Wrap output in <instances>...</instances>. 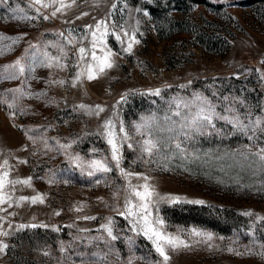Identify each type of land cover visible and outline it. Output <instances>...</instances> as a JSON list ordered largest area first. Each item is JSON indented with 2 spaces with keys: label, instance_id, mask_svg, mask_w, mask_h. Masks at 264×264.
<instances>
[{
  "label": "rangeland",
  "instance_id": "374dc122",
  "mask_svg": "<svg viewBox=\"0 0 264 264\" xmlns=\"http://www.w3.org/2000/svg\"><path fill=\"white\" fill-rule=\"evenodd\" d=\"M262 129L264 0H0V264H164L145 183L167 264H264Z\"/></svg>",
  "mask_w": 264,
  "mask_h": 264
},
{
  "label": "snow or ice",
  "instance_id": "6c2138e0",
  "mask_svg": "<svg viewBox=\"0 0 264 264\" xmlns=\"http://www.w3.org/2000/svg\"><path fill=\"white\" fill-rule=\"evenodd\" d=\"M36 3H40L41 0H35ZM44 7H47V5H44ZM57 11H59V9H57ZM55 13H53L54 15ZM45 19H47V17H45ZM99 24L97 25V27L99 28ZM104 35V33H102V36ZM133 43H138V41L135 40V37L131 38V42L128 44V47L125 49V51L130 52L131 48H132V44ZM82 54L85 52V49L81 48L79 50ZM112 55V53L109 51L104 57H97L95 55V53H93L92 55V59L94 61H98V63L96 64V69L98 72H103L106 68H111L113 65L110 61V56ZM17 64H19V61H17ZM21 72L24 71L23 68L20 69ZM89 80H93L96 78V74L95 72H93L92 66H89L88 68V77ZM61 83H63V81H61ZM155 94H159V90H157V92ZM197 99H200L199 97H197ZM100 111H103V109H99ZM203 109L201 108L200 111L192 118L191 122H190V127L191 126H196L197 130H199V127L202 126V122H207L208 124H211V116L210 115H205L203 114ZM225 119H227L225 117ZM238 124V121L236 122ZM257 125H259L260 121L258 120ZM140 126H137V130L139 131ZM262 131H264V129H262ZM120 132H124V128L123 126H121L120 128ZM115 133L112 132L111 130L109 131V139H108V143L112 146V159L114 161H116L117 167H119L120 164V155H119V148L117 146V143L114 139ZM156 145L152 142V141H145V148L144 151L151 153L152 148H154ZM177 148L180 147L179 144L176 145ZM261 159L264 160V156H261ZM6 163V162H5ZM93 166L96 167L98 170H103V171H109L110 169L101 161H93ZM123 171V170H121ZM5 176L7 175V173L4 174ZM126 175H131V173H128ZM143 179L147 180V177H143ZM28 181H24V183H27ZM3 186V182L2 180H0V187ZM140 187L143 188V191H139L136 188H132V195L135 196L137 198V200L139 201L138 204H133V202L131 200L128 201V215L129 216H135L137 215V212L140 213L138 219H137V223L141 224V230L143 232V234L152 241L156 252L159 253V255L163 258L164 264H167V261L169 260V256L165 250V247H171L173 250L177 249L180 245H183L185 247H187L186 244H184L183 241L179 240L178 237L175 236H170L168 234H166L163 231V225H164V221L163 219H161L159 216H157L154 220L151 219L152 216V212H151V208L150 205L152 203V197L154 194V189H151L150 185H148L147 183H145L144 185H141ZM37 198L33 199V202L36 201ZM163 199V197L161 198ZM172 202H177L179 198H171ZM42 202V201H41ZM192 203H203V201H191ZM136 209V211H133V209ZM250 214V213H249ZM92 217H85V219H91ZM32 227H35V225H33ZM106 228V230L108 231V234L111 236L112 232H111V228L107 225L104 226ZM193 234L197 235V236H207V238L210 240L211 234H206L203 232H198L195 229H193ZM116 237L113 236V239H115ZM7 247V245H3L0 244V252H2L5 248Z\"/></svg>",
  "mask_w": 264,
  "mask_h": 264
},
{
  "label": "trees",
  "instance_id": "16d2710c",
  "mask_svg": "<svg viewBox=\"0 0 264 264\" xmlns=\"http://www.w3.org/2000/svg\"><path fill=\"white\" fill-rule=\"evenodd\" d=\"M191 206H192V207H195V208H197V207H198V208H202V206H197V205H191ZM193 212H194L195 214H199V213H196V211H194V210H193ZM167 215H168V214H167ZM201 216H203V215H201Z\"/></svg>",
  "mask_w": 264,
  "mask_h": 264
}]
</instances>
